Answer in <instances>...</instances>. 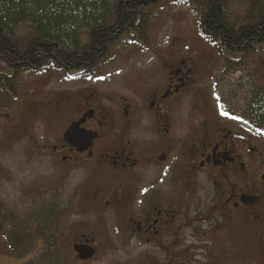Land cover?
Segmentation results:
<instances>
[{"label":"flooded vegetation","instance_id":"1","mask_svg":"<svg viewBox=\"0 0 264 264\" xmlns=\"http://www.w3.org/2000/svg\"><path fill=\"white\" fill-rule=\"evenodd\" d=\"M133 34L139 43V33ZM139 44L155 62L132 73V82L126 77L116 101L95 94L80 102L59 97L51 116L41 119L45 130H57L42 156L58 173L52 193L64 194L58 187L72 179L74 199L98 215L107 232L104 240L80 235L72 245L92 247L93 260L104 241L126 256L150 248L165 264L190 261L185 246L192 235L209 241L219 235L220 246L224 235L236 244L256 235L264 248V122H254L251 104L241 110L233 100L215 109L199 99L190 109L202 93L195 54L175 58ZM237 62L225 60L219 81L238 79L235 69L247 63ZM74 125L68 142L65 133ZM74 199L68 203L76 210Z\"/></svg>","mask_w":264,"mask_h":264},{"label":"rangeland","instance_id":"2","mask_svg":"<svg viewBox=\"0 0 264 264\" xmlns=\"http://www.w3.org/2000/svg\"><path fill=\"white\" fill-rule=\"evenodd\" d=\"M225 1L229 19H238L240 23L254 2ZM194 4H186L182 0H162L149 7L146 10L149 44L142 40L141 36L139 43H143L150 51L158 49L161 52H172L175 58L195 54L199 72L197 88L202 89V93L190 101V109H196L195 104L199 99L209 100V104L215 109L220 108L223 99L233 100L234 107L241 110L248 104H251V107L257 106L264 98V44L256 47V53L245 58L244 54L235 55L215 42L205 40L199 33L200 9ZM36 36L37 29L32 24L23 23L14 28L15 41L21 51L26 50ZM133 36L135 40L125 37L118 42L112 56L91 79L75 80L80 74L79 71H73L67 76L54 69L52 64L43 73L23 74L20 77L18 106L8 119L0 118V198L20 216L28 215L36 203H46L52 192H56L54 184L59 180L57 171L42 157L48 150L46 143H55L53 138L57 130L55 127L45 130L41 119L45 115L48 118L51 116L50 109L53 110L59 97L80 102L81 98L95 94L99 99L105 98L107 103L116 101L125 91V78L129 75V79L133 78L132 73L146 71L155 62L154 55L141 51L142 45L134 34ZM79 41L82 45L89 42L88 29L80 31ZM226 59L247 63L245 68L235 69L234 74L238 75V79L232 81L226 75L219 81ZM0 72L7 75L13 73L9 65L1 60ZM159 74V80L163 81L165 71L162 70ZM129 79L127 82H130ZM70 180L57 189L64 190V196L61 197L64 202L74 199ZM73 180L76 181L75 178ZM75 199L77 213L72 215L61 244L63 264L164 263L155 259L154 251L150 248H134L132 254L126 256L121 247L105 245V241L97 244L98 255L94 260L77 259L72 250L76 237L89 234L92 238L104 240L107 232L97 222L98 215L86 207L82 209L78 197ZM262 227H259L260 231ZM206 228L204 227L203 231ZM218 237L219 235L212 237V241H209L208 236L202 235L187 237L188 245L185 247H188L190 261L180 258L173 264H264L263 241L256 235L242 236L237 244L230 241L229 235H224L221 246ZM52 242V239L49 240V243ZM45 245L44 239L38 238L33 251L22 258H16L5 244L3 235H0V264H26L43 252ZM139 253L142 254L139 256Z\"/></svg>","mask_w":264,"mask_h":264},{"label":"trees","instance_id":"3","mask_svg":"<svg viewBox=\"0 0 264 264\" xmlns=\"http://www.w3.org/2000/svg\"><path fill=\"white\" fill-rule=\"evenodd\" d=\"M162 0H0V60L12 69L0 72V118H9L16 110L23 74H40L50 65L74 79H89L112 56L115 46L125 37L134 39L138 31L149 44L146 10ZM200 9L199 33L229 52L247 58L264 44V2L253 0L243 22L231 21L225 0H182ZM29 23L37 36L26 50L15 41L14 28ZM88 29L89 42L79 41L81 30ZM135 40V39H134ZM238 66L244 61L240 60ZM245 66V65H244ZM264 96V95H263ZM254 122H264V98L253 107ZM62 194L50 195L46 203H36L24 217L0 198V235L11 254L22 258L44 239L45 250L26 264H63L60 254L64 232L70 226L72 205L61 200ZM53 240L49 243V240Z\"/></svg>","mask_w":264,"mask_h":264},{"label":"water","instance_id":"4","mask_svg":"<svg viewBox=\"0 0 264 264\" xmlns=\"http://www.w3.org/2000/svg\"><path fill=\"white\" fill-rule=\"evenodd\" d=\"M77 130L75 128V125L72 126L69 130L65 133V140L68 142H71L73 140L72 135L76 133ZM74 252L77 254V258L81 261H89L92 260L95 256L96 251L90 247V246H84V245H74L73 246Z\"/></svg>","mask_w":264,"mask_h":264},{"label":"snow or ice","instance_id":"5","mask_svg":"<svg viewBox=\"0 0 264 264\" xmlns=\"http://www.w3.org/2000/svg\"><path fill=\"white\" fill-rule=\"evenodd\" d=\"M91 79V78H90ZM223 114H225L226 115V113H223ZM233 119H236V117H233Z\"/></svg>","mask_w":264,"mask_h":264}]
</instances>
